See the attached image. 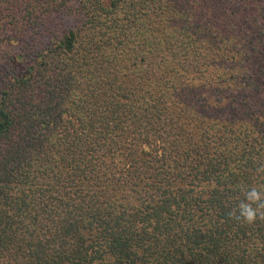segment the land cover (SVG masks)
<instances>
[{"label": "trees", "instance_id": "obj_1", "mask_svg": "<svg viewBox=\"0 0 264 264\" xmlns=\"http://www.w3.org/2000/svg\"><path fill=\"white\" fill-rule=\"evenodd\" d=\"M67 6L0 91V264H264V0H0V39Z\"/></svg>", "mask_w": 264, "mask_h": 264}, {"label": "rangeland", "instance_id": "obj_2", "mask_svg": "<svg viewBox=\"0 0 264 264\" xmlns=\"http://www.w3.org/2000/svg\"><path fill=\"white\" fill-rule=\"evenodd\" d=\"M72 4L70 6L75 8L78 5L75 2ZM68 6L45 18L39 26L8 33L7 35L16 38V42L9 43L6 42L7 39H0V91L5 88L8 78L19 75L34 55L48 46L53 39L84 24L77 9L70 10Z\"/></svg>", "mask_w": 264, "mask_h": 264}, {"label": "clouds", "instance_id": "obj_3", "mask_svg": "<svg viewBox=\"0 0 264 264\" xmlns=\"http://www.w3.org/2000/svg\"><path fill=\"white\" fill-rule=\"evenodd\" d=\"M264 202V192L252 188L245 193V201H242L239 205L240 216L237 219L243 218L244 222L252 223L259 216L264 219V211L259 207L260 203ZM256 205V207H253ZM235 215V210L230 213V216Z\"/></svg>", "mask_w": 264, "mask_h": 264}]
</instances>
